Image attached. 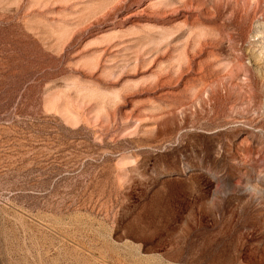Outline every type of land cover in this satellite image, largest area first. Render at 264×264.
I'll list each match as a JSON object with an SVG mask.
<instances>
[{
  "label": "rangeland",
  "instance_id": "1",
  "mask_svg": "<svg viewBox=\"0 0 264 264\" xmlns=\"http://www.w3.org/2000/svg\"><path fill=\"white\" fill-rule=\"evenodd\" d=\"M0 264H264V0H0Z\"/></svg>",
  "mask_w": 264,
  "mask_h": 264
}]
</instances>
